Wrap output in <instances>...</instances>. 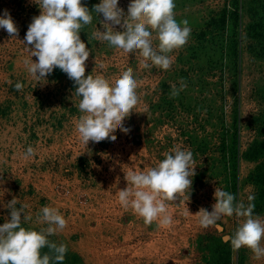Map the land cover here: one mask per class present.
<instances>
[{"label":"crops","instance_id":"obj_1","mask_svg":"<svg viewBox=\"0 0 264 264\" xmlns=\"http://www.w3.org/2000/svg\"><path fill=\"white\" fill-rule=\"evenodd\" d=\"M11 44L0 51V224L10 218L7 205L16 198L17 207L28 205L25 212L32 219L25 224L31 228L42 227L37 214L43 206L60 209L67 227L49 239L77 255V264H218V250L211 247L223 244L232 231L225 225L198 226L196 213L208 203L201 190L189 194L187 201L183 194L179 201L166 202L174 215L167 228L156 222L146 225L131 210H123L117 193L127 187L125 172L158 163L152 148L145 146L144 132L117 129L109 134L114 143L89 144L86 149L76 131L82 115L80 97L74 94L77 85L59 68L47 82L37 83L23 65L27 56L11 50ZM112 56L108 52L96 59L108 62ZM92 67L86 66V76ZM15 81L23 85L20 92ZM140 104L125 118V127L129 120L143 124ZM29 146L36 154L25 159ZM229 264H234L232 247Z\"/></svg>","mask_w":264,"mask_h":264},{"label":"clouds","instance_id":"obj_2","mask_svg":"<svg viewBox=\"0 0 264 264\" xmlns=\"http://www.w3.org/2000/svg\"><path fill=\"white\" fill-rule=\"evenodd\" d=\"M41 9L29 24L23 43L29 55L23 60L26 71L38 82H47V77L59 68L73 80L77 87L74 94L80 97L78 108L82 115L76 123L81 143L87 149L107 141L114 143L117 129L128 133L124 120L133 110L137 111L140 97L138 80L132 70L123 71L111 84L103 75L87 76L86 61L90 55L80 32L93 21V13L102 14L103 31L93 33L98 40L124 57L139 56L140 67L169 70L175 63L173 53L187 44L191 28L188 21L175 18V0H133L122 13L119 0H100L93 10L82 0H33ZM0 29L16 37L18 28L11 13L5 9L0 13ZM158 41V43H154ZM33 57H37L34 61ZM184 81L179 88L173 85L172 95L186 88ZM19 91L22 83L17 82ZM33 147L25 151V159L35 155ZM194 154L182 144L174 145L164 158L145 170L125 172L127 187L117 193L118 203L125 210L143 218L146 225L156 222L167 228L174 222L167 201L189 192L196 175ZM212 210L201 208L197 214L201 229L221 227L224 217H236L238 224L234 234L223 237L233 249L249 248L254 258H264V218L254 213L255 197L249 194L247 205L237 201L235 194L223 188L214 191ZM13 198L7 205L10 218L0 224V264H64L66 246L49 239L67 227V219L58 207L43 206L37 214L42 227H24L32 219L25 212L28 207ZM189 211V209H188ZM190 212V211H189ZM49 249L43 252L42 249ZM51 253V254H50Z\"/></svg>","mask_w":264,"mask_h":264},{"label":"rangeland","instance_id":"obj_3","mask_svg":"<svg viewBox=\"0 0 264 264\" xmlns=\"http://www.w3.org/2000/svg\"><path fill=\"white\" fill-rule=\"evenodd\" d=\"M226 1L175 0V18L177 21L187 20L188 26L191 28V34L187 44L173 53L175 63L167 71L157 67L144 69L140 67L141 58L132 54H129V57L122 55L119 58L117 56L113 57L112 55L117 51L110 49L107 42L98 40L93 35V33L104 30L101 23L104 19L102 14L97 16L93 13L92 23L83 27L80 37L91 49L85 63H88L86 66L92 63L93 67L90 69L93 76L103 75L105 80L111 84L123 71L132 70L135 74L137 68L138 75L135 74L139 83L137 92L140 97V109H143L144 119H142V125L141 122L137 123L129 120L126 126L130 128V134L140 133V130L144 132V137H147L144 143L147 148H152L154 162L162 160L164 154L169 152L174 145L182 144L192 150L197 163L196 175L192 177L193 183L189 194H197L200 189L202 196H206L208 200L207 210L209 211L212 210V205L215 203L213 194L216 188H223L235 194L237 201H242L246 205L248 195L252 194L255 197L253 201L255 204L254 213L264 218V198L260 196L257 185L251 179L255 162L242 156V153L257 134L258 126L255 124L254 117L264 112V60L248 52L245 47L248 42L245 28L248 22L255 19L258 5L262 0H239L237 27H239L238 31L244 41L240 52L241 72L237 85H232V76L228 72L224 75L216 69L206 76L198 71L201 74L198 77L194 71H191L190 67L178 61L181 55L187 53L186 47L193 38V33H197L204 27L213 13L227 5ZM99 2L100 0H96L90 10H93ZM132 2L133 0H119L118 7L122 13H126L128 5ZM5 9L11 13L18 28V33L16 37H11L6 30L0 29V51L7 50L6 43L10 41L12 43L9 46L12 47L11 50L20 55L23 53L28 56L29 52L23 40L33 17L38 16L41 9L33 0H0V13H3ZM229 9L232 10V8ZM154 43H158V41ZM108 52L112 56L108 62L105 59L97 61L96 57L99 54H107ZM36 59L37 57H33L34 61ZM196 65L198 63L194 62L193 66ZM179 68L183 69L184 74L178 73L179 80L177 78L176 80L171 79ZM196 69L198 68L196 67ZM188 76L189 78L192 76L196 78L192 90L190 89L193 81H188ZM203 80L206 83L210 82V84H203ZM178 81L179 83L184 81L187 85L184 88L186 90L181 91V95L184 97L192 95L194 97L190 100L195 105L192 109L177 102L169 105L166 100L169 97L166 95L162 83L167 82L171 86L176 85L178 87L180 85ZM1 90H3L2 86H0V95H2ZM15 92L17 93V90ZM234 120L235 127H233ZM224 130H228L226 134L228 145L233 142L232 139L234 138L230 136V133L235 132L236 136L234 148H237L238 155L236 157L235 181H232L228 175L230 173L229 160H232V152L227 151V148L224 153L218 149ZM131 140L136 141L134 135ZM229 150L232 151L231 148ZM233 182L236 184L235 190L233 189ZM178 197H181V195H178ZM219 223L232 231V235L236 230L238 220L234 216L224 217ZM225 244L227 243L224 242V248H226ZM228 244L231 251V243L228 242ZM215 245L216 243H213L211 248H216L219 255L220 243H217V247ZM233 263L264 264V258L257 260L249 248L241 247L238 250L233 249Z\"/></svg>","mask_w":264,"mask_h":264},{"label":"trees","instance_id":"obj_4","mask_svg":"<svg viewBox=\"0 0 264 264\" xmlns=\"http://www.w3.org/2000/svg\"><path fill=\"white\" fill-rule=\"evenodd\" d=\"M95 1L96 0H82L89 10ZM226 3L227 5L209 17L204 27H202L197 33H193V38L186 47L187 53L181 55L178 58V61L183 63V65L190 67L191 71H194L198 77L201 75L198 71L206 76L216 69L224 75L228 72L232 76V85H237L241 72L240 52L244 41L241 37V33L238 31L239 27H237L240 2L239 0H227ZM229 8H232V10ZM229 25L231 26L229 27ZM245 32L248 40L245 47L248 52L264 60V0L258 5L255 19L247 23ZM194 62L198 63L195 67L193 66ZM196 67L198 69H196ZM178 73L184 74L183 69L179 68L171 79L174 78L176 80L177 78V80H179L180 76ZM195 80L196 78L194 76L191 78L188 76V81H193L190 90L193 89ZM178 84H180L179 81ZM203 84H210V82L206 83L205 80H203ZM179 86L180 85H178L177 88H179ZM162 87L166 92V95L169 97L168 99L165 98L169 105H173L177 102L179 104H184L189 109L195 107L194 103L190 101L194 98L192 95H190V97H184L181 95L180 91L179 95L173 96V88L171 84H168L167 82L162 83ZM184 100L186 101L185 103ZM254 121L258 126L256 137L250 142L246 150L242 153V156L247 160L255 162V166L251 172V179L257 185L260 196L264 198V112L256 115ZM233 127H235V120ZM227 131L228 130H224L222 133L221 143L219 144L218 149L221 152L223 151V153L226 148L228 149L227 151L232 152V160H229L230 173L228 175L232 181H235V170L237 165L236 157L238 155L237 148H234L236 136L235 132L232 134L230 133V136L234 138L232 139L233 142L228 145V143H226V141H228L226 140ZM229 148H231L232 151L229 150ZM235 185L236 184L233 185L234 190ZM23 226L26 228L28 227L25 223ZM225 245L226 248L223 247L224 243L219 246L218 264H229L230 262L231 251L229 250V244L227 243ZM43 252H49V249H42V253ZM78 261L79 258L77 255L71 253L66 247L64 264H77Z\"/></svg>","mask_w":264,"mask_h":264}]
</instances>
